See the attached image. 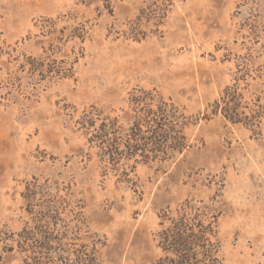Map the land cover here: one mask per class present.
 <instances>
[{
  "label": "rangeland",
  "instance_id": "rangeland-1",
  "mask_svg": "<svg viewBox=\"0 0 264 264\" xmlns=\"http://www.w3.org/2000/svg\"><path fill=\"white\" fill-rule=\"evenodd\" d=\"M234 77L244 105L264 104V0H0V228L24 224L34 176L71 186L87 228L106 237L103 264H152L159 215L185 199L218 215L222 264H264V118L254 131L207 115ZM136 88L179 107L190 148L173 163L106 171L81 115L127 129Z\"/></svg>",
  "mask_w": 264,
  "mask_h": 264
},
{
  "label": "trees",
  "instance_id": "trees-1",
  "mask_svg": "<svg viewBox=\"0 0 264 264\" xmlns=\"http://www.w3.org/2000/svg\"><path fill=\"white\" fill-rule=\"evenodd\" d=\"M68 37L84 39L82 34ZM54 50L51 48L47 54ZM63 56L64 63L78 60L77 55L70 62L68 54ZM47 71L60 78L73 76L72 66L51 65ZM129 104L134 114L124 130L116 118L96 117L92 110L81 115L86 140L96 148L106 171L121 174L140 163H173L190 148L184 133L186 116L170 99L153 90L136 88L130 93ZM244 104L240 78L234 77L207 115L220 113L232 123L259 131L264 118L261 98L252 105ZM70 189L69 185L40 181L34 176L25 183L21 196L26 220L18 231L0 228V264H8L15 254L23 264H103L101 250L107 245L106 237L87 228L83 204L74 201ZM217 218L215 210L202 200L194 203L185 199L174 210H163L157 232L162 255L152 264H222Z\"/></svg>",
  "mask_w": 264,
  "mask_h": 264
}]
</instances>
